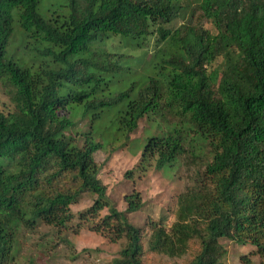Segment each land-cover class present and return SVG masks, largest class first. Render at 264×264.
<instances>
[{"label": "trees", "instance_id": "1", "mask_svg": "<svg viewBox=\"0 0 264 264\" xmlns=\"http://www.w3.org/2000/svg\"><path fill=\"white\" fill-rule=\"evenodd\" d=\"M39 2L0 0V86L21 105L0 109V264L15 263L25 233L65 230L84 193L79 225L122 243L108 264H145V250L181 257L193 239L185 264H225L222 239L264 264V0H66L68 13L49 18ZM128 44L136 54L118 50ZM173 108L178 123L165 117ZM147 117L155 131L136 148L148 165L189 169L195 141L209 160L175 220L143 230L125 216L140 193L117 210L94 154L104 138L126 144Z\"/></svg>", "mask_w": 264, "mask_h": 264}, {"label": "rangeland", "instance_id": "2", "mask_svg": "<svg viewBox=\"0 0 264 264\" xmlns=\"http://www.w3.org/2000/svg\"><path fill=\"white\" fill-rule=\"evenodd\" d=\"M38 10L45 18L58 17L69 11L66 0H40ZM188 15L186 11L180 14L171 27L184 23ZM154 45L152 40L147 48L151 55L154 53ZM128 46L129 44L121 45L118 50L132 55L137 53ZM2 108L19 114L21 105L11 89L8 87L3 89L0 86V109ZM165 117L169 123H178L183 118L177 108L168 111ZM151 129L155 131L151 119L144 118L134 131L132 139L126 144L120 145L117 142L109 145L108 138H104L103 148L94 154L95 161L100 167L98 177L108 187L107 195L117 210L125 212L127 205L124 195L133 191L140 193L142 207L134 212H125V216L131 224L143 230L148 218L158 220L162 216H167L168 225L175 220L179 193L194 186L195 170L197 167H205L209 160L207 150H201L204 145L195 141L197 154L192 159V166L189 169L184 167L179 170L177 167H171L165 171L155 169L142 158L141 147L138 150L136 148V143L142 145L147 131ZM129 171L130 173L126 174ZM51 172L52 170L45 169L39 173L45 176ZM82 197V200L72 206L75 219L65 230L59 232L55 228L42 225L34 231L25 233L20 238L19 258L13 264H108L116 257L122 248L121 241L110 242L100 233L89 229L88 224L79 225L77 212L90 206L93 199L89 193H84ZM104 213H107L106 209L102 211V214ZM221 243L227 249L225 264H245L240 258L242 255L248 256L251 264L258 263V256L247 255L254 249L253 247L238 246L226 239H222ZM199 246V241L193 239L189 243L187 253L181 257L171 258L145 250L142 258L145 264H185L193 259Z\"/></svg>", "mask_w": 264, "mask_h": 264}]
</instances>
